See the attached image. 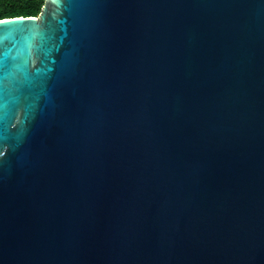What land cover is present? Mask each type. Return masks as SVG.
Wrapping results in <instances>:
<instances>
[{
    "label": "water",
    "instance_id": "1",
    "mask_svg": "<svg viewBox=\"0 0 264 264\" xmlns=\"http://www.w3.org/2000/svg\"><path fill=\"white\" fill-rule=\"evenodd\" d=\"M0 264H264V0L0 21Z\"/></svg>",
    "mask_w": 264,
    "mask_h": 264
},
{
    "label": "trees",
    "instance_id": "2",
    "mask_svg": "<svg viewBox=\"0 0 264 264\" xmlns=\"http://www.w3.org/2000/svg\"><path fill=\"white\" fill-rule=\"evenodd\" d=\"M44 0H0V21L14 18H36Z\"/></svg>",
    "mask_w": 264,
    "mask_h": 264
}]
</instances>
